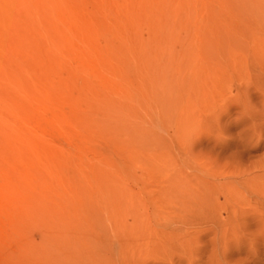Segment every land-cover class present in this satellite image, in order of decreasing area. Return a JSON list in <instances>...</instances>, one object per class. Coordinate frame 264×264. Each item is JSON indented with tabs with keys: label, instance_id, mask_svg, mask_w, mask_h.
Listing matches in <instances>:
<instances>
[{
	"label": "rangeland",
	"instance_id": "rangeland-1",
	"mask_svg": "<svg viewBox=\"0 0 264 264\" xmlns=\"http://www.w3.org/2000/svg\"><path fill=\"white\" fill-rule=\"evenodd\" d=\"M0 62V264H264V0H0Z\"/></svg>",
	"mask_w": 264,
	"mask_h": 264
},
{
	"label": "bare ground",
	"instance_id": "bare-ground-1",
	"mask_svg": "<svg viewBox=\"0 0 264 264\" xmlns=\"http://www.w3.org/2000/svg\"><path fill=\"white\" fill-rule=\"evenodd\" d=\"M17 1H19V0H17ZM21 9H22V8H21ZM21 13H22V12H21ZM43 15H44V14H43ZM40 24H41V23H40ZM37 26H38V24H37ZM47 27H48V26H47ZM6 58H7V57H6ZM7 60H8V59H7ZM8 62H9V61H8ZM0 63H1V62H0ZM8 64H10V63H8ZM14 69H15V68H14ZM24 87H25V86H24ZM2 101H3V100H2ZM1 104H2V103H1ZM1 104H0V105H1ZM0 117H1V116H0ZM2 134H3V133H2ZM9 135H10V134H9ZM2 136H3V135H2ZM6 136H7V135H6ZM7 138H8V137H7ZM3 139H4V138H3ZM9 139H10V138H9ZM12 141H13V140H12ZM17 142H18V141H17ZM26 147H27V146H26ZM19 150H22V148H21V149L19 148ZM21 152H22V151H21ZM22 153H23V152H22ZM24 153H25V152H24ZM24 153H23V154H24ZM22 157H23V156H22ZM17 160H18V159H17ZM17 162H18V161H17ZM19 162H20V161H19ZM19 162H18V164H19ZM21 169H22V168H21ZM19 172H20V171H19ZM11 186H12V185H11ZM260 212H261V211H260ZM256 214H257V213H256ZM258 218H259V217H258ZM260 218H262V217H260ZM260 221H261V220H260ZM260 221H259V222H260ZM261 222H262L261 224H262V230H263L261 235H263V234H264V219H263ZM261 237H263V236H261ZM260 256L264 257V251H262V253L260 254Z\"/></svg>",
	"mask_w": 264,
	"mask_h": 264
}]
</instances>
